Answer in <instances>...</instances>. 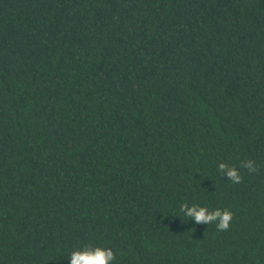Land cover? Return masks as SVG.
<instances>
[{
	"label": "trees",
	"instance_id": "1",
	"mask_svg": "<svg viewBox=\"0 0 264 264\" xmlns=\"http://www.w3.org/2000/svg\"><path fill=\"white\" fill-rule=\"evenodd\" d=\"M96 246L264 264V0H0V264Z\"/></svg>",
	"mask_w": 264,
	"mask_h": 264
},
{
	"label": "clouds",
	"instance_id": "2",
	"mask_svg": "<svg viewBox=\"0 0 264 264\" xmlns=\"http://www.w3.org/2000/svg\"><path fill=\"white\" fill-rule=\"evenodd\" d=\"M240 168L247 169L249 173H254L257 170L255 162L251 159L242 161ZM240 168L230 166L224 161L217 164V171L223 173L232 183L241 182ZM180 211L197 224L215 223L218 231L227 230L233 218V213L228 209L217 208L209 211L207 207L197 204L182 203ZM67 258L69 264H112L116 257L112 248L96 246L77 248Z\"/></svg>",
	"mask_w": 264,
	"mask_h": 264
}]
</instances>
